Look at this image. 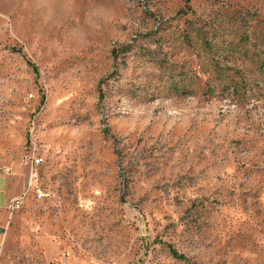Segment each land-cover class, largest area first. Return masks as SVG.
I'll return each mask as SVG.
<instances>
[{"label":"rangeland","instance_id":"rangeland-1","mask_svg":"<svg viewBox=\"0 0 264 264\" xmlns=\"http://www.w3.org/2000/svg\"><path fill=\"white\" fill-rule=\"evenodd\" d=\"M0 173V264H264V0H0Z\"/></svg>","mask_w":264,"mask_h":264},{"label":"crops","instance_id":"crops-1","mask_svg":"<svg viewBox=\"0 0 264 264\" xmlns=\"http://www.w3.org/2000/svg\"><path fill=\"white\" fill-rule=\"evenodd\" d=\"M7 178L0 173V209H5L8 206V196L6 193Z\"/></svg>","mask_w":264,"mask_h":264},{"label":"built area","instance_id":"built-area-1","mask_svg":"<svg viewBox=\"0 0 264 264\" xmlns=\"http://www.w3.org/2000/svg\"><path fill=\"white\" fill-rule=\"evenodd\" d=\"M29 97H32V94H30ZM34 161H35V164H38V163H40V162L42 161V158H41V157H40V158H35ZM35 175H36V174H31V181H30L31 184H32V177H35ZM35 194H36V196H38L39 198L45 197V196L47 195V194H46L41 188H39V187H35ZM18 204H19V199H16V200H14V202H12V203L10 204V208L13 209V208H15V207H18ZM2 235H3V234L0 233V239L2 238Z\"/></svg>","mask_w":264,"mask_h":264},{"label":"trees","instance_id":"trees-1","mask_svg":"<svg viewBox=\"0 0 264 264\" xmlns=\"http://www.w3.org/2000/svg\"><path fill=\"white\" fill-rule=\"evenodd\" d=\"M184 2H185V4H187L188 3V0H184ZM170 251H171V253H172L173 256H175V257H181L180 255L177 254V252L175 250L171 249Z\"/></svg>","mask_w":264,"mask_h":264}]
</instances>
